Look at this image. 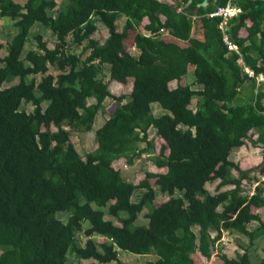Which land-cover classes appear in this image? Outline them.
Returning <instances> with one entry per match:
<instances>
[{"label":"trees","instance_id":"16d2710c","mask_svg":"<svg viewBox=\"0 0 264 264\" xmlns=\"http://www.w3.org/2000/svg\"><path fill=\"white\" fill-rule=\"evenodd\" d=\"M229 2L243 12L223 31L222 17L210 13ZM195 15L202 37L192 35ZM0 16L17 27L0 58V264H72L70 254L121 262L122 250L157 255L145 264H196L194 253L210 258L225 231L251 244L264 239V219L253 210L264 208V160L244 169L230 159L253 132L264 148V81H257L264 74V0H0ZM144 20L134 54L124 39ZM99 21L109 31L104 42L93 36ZM35 26L52 30L55 45L41 41L24 55ZM84 43L85 58L73 50ZM190 69L194 80L183 83ZM106 74L124 84L132 78V90L112 93ZM108 97L116 109L96 131L98 147L83 156L71 130L91 131ZM151 130L164 141L159 150ZM143 154L167 170L156 174L167 184H151L150 173L136 183L114 166ZM216 180L211 193L206 184ZM245 180L258 182L253 194ZM144 211L147 222L139 224ZM222 258L264 264V257L254 263L247 247Z\"/></svg>","mask_w":264,"mask_h":264},{"label":"rangeland","instance_id":"374dc122","mask_svg":"<svg viewBox=\"0 0 264 264\" xmlns=\"http://www.w3.org/2000/svg\"><path fill=\"white\" fill-rule=\"evenodd\" d=\"M19 3H24L26 0H15ZM60 0H58L59 2ZM125 17L120 19L118 22V28L122 30L123 25L125 23ZM146 21L142 23V25L139 27V30L133 31L131 30L129 35L124 39L125 48L131 51L134 54L138 53V49L135 47L134 37L138 31L145 32L144 24ZM98 30L94 33V37L100 40L101 42H104L106 38L108 37L109 31L107 27L102 23L98 22ZM16 28V29H15ZM244 30V29H243ZM17 31V27L12 23V21L7 16H0V58H2L7 51V42L10 39V34H14ZM193 34V32H192ZM202 31H200V28H195L194 35L201 36ZM243 34H246V31L244 30ZM169 37L167 33H164L163 39ZM172 38V37H171ZM173 39V38H172ZM41 41H47L48 46L54 47L56 38L52 32V30L35 26L30 34L29 40L25 47V52L29 49L36 48L37 45ZM183 44H186V42H181ZM84 45L81 46H73V50L77 53L83 54V57L85 58L86 55L89 53V50H84ZM192 70H189V73L187 74V77H184L182 79L183 83H192L193 77L190 74ZM105 79L109 81V89L114 94H125L129 93L132 90L133 85V79L129 78V82L127 84H124L117 80H111L109 77V74H106ZM18 82V79L15 81ZM12 82L6 83L5 85H11ZM171 85L173 87L178 85V81H172ZM196 86V85H194ZM262 89H257V99L262 97ZM91 102H93L90 99ZM196 99H194L193 103L190 105L192 108H196ZM262 106L264 108V96L262 97ZM105 109L100 110L97 117L95 124L93 126V129L89 132H82V131H76L71 130V137L72 141L74 142L77 150L80 152L81 155L85 156L87 152L93 151L98 147V141L96 136L97 129L104 124V122L114 113V110L116 109V101L108 97L105 102ZM28 109H33V106L27 105ZM152 107L154 109V112L156 115H159L163 112V109L161 105L158 102H154L152 104ZM154 140L157 150H159L164 144V141L154 132V130L150 131V138ZM252 139L247 138L245 144L239 148H236L232 151L230 155V159L237 162L242 168L244 169H253L260 164H262L264 160V148L258 144H255L253 142V139L257 138V134L255 132L252 133ZM145 145V144H143ZM126 159L125 158H119L115 161L114 166L117 168H120L122 170V173L125 177H128L131 181H134L136 183L140 182L142 179L146 177L147 173L153 174V177L150 178L151 184L153 185H160V184H167L168 180L166 178L158 177L159 173H164L167 170L164 168H159L149 157L147 154H143V156L135 159L133 164H125ZM230 173L234 177H240L239 172L235 168L230 169ZM260 171H254L251 173V175H259ZM157 174V175H156ZM261 179L264 180V176H260ZM219 180L211 181L206 184V187L208 190H210L211 193H216L218 187ZM258 184V182L255 183V181L252 183L251 181L245 180V187L244 189L247 190V192H250L253 194L255 191V186ZM230 187V186H227ZM227 187H222L220 190L226 189ZM138 193V192H137ZM264 197V195H263ZM135 198H137V194L135 195ZM160 199L162 201L168 199V196L166 194L160 195ZM253 210L255 212H259L261 216L264 219V208H258L253 206ZM61 212L58 213L60 215ZM61 216L65 219L66 214L63 213ZM106 218H110L114 220L116 223H119L117 219L113 216H110L109 214L106 215ZM147 222V218L145 217V211L142 212L139 215V218L137 220V223H145ZM254 225H257L256 223H251L250 227L253 228ZM86 225L82 224L78 228V236L81 239L82 244L86 241V236L84 234ZM199 228V227H198ZM196 232L198 231L197 228H195ZM264 239L260 238L254 244H251L250 239L240 234L239 232H230L225 231L223 237L221 240H219L216 244V250L213 252L212 256L210 258H207L205 255H203L200 251H197L194 253V258L196 261V264H227V262L222 258V255L225 254L230 258L237 257L239 253H243L245 251V247L248 248V251L250 253V256L252 258V261L254 263H258L259 259L264 257ZM71 252L68 253V255ZM157 258V255L154 253L150 254H136L129 251L122 250L121 252V262H110V263H102V264H145L147 261ZM69 260L72 264H95L97 261L95 259H77L73 254L69 255Z\"/></svg>","mask_w":264,"mask_h":264},{"label":"built area","instance_id":"2783aa9c","mask_svg":"<svg viewBox=\"0 0 264 264\" xmlns=\"http://www.w3.org/2000/svg\"><path fill=\"white\" fill-rule=\"evenodd\" d=\"M183 9V8H182ZM240 12H242V8L235 3L229 2L228 4L222 6L219 5L216 7V9L211 12V16H216V17H222V23L221 26L224 27L227 23V21L238 15ZM226 43L228 44L229 48H237V46L232 43L227 37L225 38ZM244 69L246 72H248L250 75H254V70L250 69L249 67L245 66ZM264 80V74H259L257 75V81L258 83H261Z\"/></svg>","mask_w":264,"mask_h":264},{"label":"crops","instance_id":"0c3cea01","mask_svg":"<svg viewBox=\"0 0 264 264\" xmlns=\"http://www.w3.org/2000/svg\"><path fill=\"white\" fill-rule=\"evenodd\" d=\"M199 17L200 16L195 15L194 18H193V23H192V32H193V34L192 35H194L195 28H198V29L200 28V31H202V28H201V25H200V21H199ZM197 37H202V34H201V36H197Z\"/></svg>","mask_w":264,"mask_h":264},{"label":"clouds","instance_id":"9594fccd","mask_svg":"<svg viewBox=\"0 0 264 264\" xmlns=\"http://www.w3.org/2000/svg\"><path fill=\"white\" fill-rule=\"evenodd\" d=\"M182 8H183V6H182ZM242 12H243V9H242ZM242 12H240V13H242ZM240 13H239V14H240ZM239 14H238V15H239ZM236 16H237V15H236ZM234 17H235V16H234ZM232 18H233V17H232ZM230 19H231V18H230ZM221 23H222V21H221ZM221 23H220V27H222V26H221ZM227 25H228V21H227L226 25H225L224 27H222L223 31H225ZM226 37L228 38L227 35H225V38H226ZM225 41H226V40H225ZM227 45H228V44H227ZM245 66H247V67H249L250 69H252V68H251L249 65H247V64H244V67H245ZM244 70H245V69H244ZM252 70H253V69H252ZM245 71H246V70H245ZM246 73H248V72H246ZM248 74H249V73H248ZM249 75H250V74H249ZM250 76H252V75H250ZM253 76H255V72H254V75H253ZM263 81H264V80H263ZM124 162H125V164H126V161H124ZM114 163H115V162H114Z\"/></svg>","mask_w":264,"mask_h":264}]
</instances>
